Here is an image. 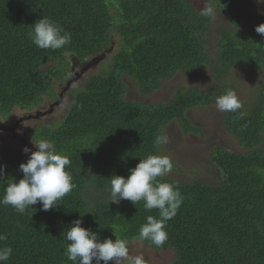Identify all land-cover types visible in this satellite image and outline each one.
<instances>
[{"label": "trees", "instance_id": "trees-1", "mask_svg": "<svg viewBox=\"0 0 264 264\" xmlns=\"http://www.w3.org/2000/svg\"><path fill=\"white\" fill-rule=\"evenodd\" d=\"M211 2L233 27L219 31L214 59L207 47L214 15H205L189 0H0V111L5 117L14 108L41 107L46 96L53 108L55 99L64 97L55 91L57 83L72 74L63 66L67 56L82 63L93 60L112 50L113 37L120 39L110 72L89 77L78 92L69 86L73 101L59 126L30 132L35 141L49 139L70 157L66 170L75 187L49 211L38 203L20 214L0 204V236L6 237L0 247L13 249L4 264H73L65 255L70 243L66 232L77 219L102 241L131 243L139 240L147 216L159 218V211L146 210L144 201L110 203V178H127L140 159L163 155L155 139L170 123L197 133L187 112L212 104L227 90L236 93V85L225 82L235 69L264 75V36L255 31L264 24V14L251 11L252 0ZM42 17L70 32L71 42L57 50L34 45L29 33ZM49 63L56 68H47ZM205 66H210L214 81L205 92L192 87L164 104L124 100L123 76L148 96L177 74L193 77ZM225 115L226 132L246 153L215 147L211 161L223 172L221 187L157 177L177 185L183 196L177 215L167 222L168 241L159 248L151 244L172 254L169 264H264V151L259 149L264 139V77L252 105ZM28 159L21 151L4 154L0 199L10 182L23 178L20 165Z\"/></svg>", "mask_w": 264, "mask_h": 264}, {"label": "rangeland", "instance_id": "rangeland-1", "mask_svg": "<svg viewBox=\"0 0 264 264\" xmlns=\"http://www.w3.org/2000/svg\"><path fill=\"white\" fill-rule=\"evenodd\" d=\"M189 1L199 10L206 11L208 8L214 10V23L211 27V34L207 37L208 51L210 57L214 59L218 51L219 31L224 27L232 31L233 27L228 26L226 17L215 8L211 0ZM251 11L255 14H264V0H252ZM113 41L114 45L110 52L103 53L93 60L82 63L67 56L70 59L64 62L63 66L70 67L69 70H72V74L65 77L64 81L60 80L57 83L55 91L58 94L62 93L64 97L63 100L55 99L53 108L50 107L51 102H48L49 99L46 96L41 107H36L33 111L14 108L7 117L0 111V169L3 168V158L7 151H21L23 156L28 159L31 153L25 154L23 149L27 147L32 152L37 150L33 143V141H37L33 139L30 132L39 126H56L65 117L73 101V96L70 92L67 93L69 86H73L74 91L78 92L89 77L106 70L109 72L112 70V57L119 48L120 39L113 37ZM46 66L47 68H56L51 63ZM263 77L264 75L260 72L240 68L235 69L225 82L236 85L238 88L236 95L242 106H250L258 97ZM122 81L126 86L125 101L152 105L169 103L180 91H187L192 87L205 92L213 79L210 66H205L193 77L177 74L148 96L138 92L136 83L131 78L123 76ZM225 113L218 111L216 103L213 102L206 106H197L187 112L189 122L196 127L197 133L185 132L177 122H172L164 128L162 137L166 136L168 142L162 144V154L169 156L173 162V170L165 175L166 177L177 183L203 182L211 187L222 186L223 172L211 161V153L215 147L237 154L246 153V150L237 143L235 138L226 132L224 128ZM259 149L264 151V139ZM129 249L131 256L143 254L147 264H169L173 258L172 254L167 251L155 250L147 240H134L129 243Z\"/></svg>", "mask_w": 264, "mask_h": 264}, {"label": "clouds", "instance_id": "clouds-1", "mask_svg": "<svg viewBox=\"0 0 264 264\" xmlns=\"http://www.w3.org/2000/svg\"><path fill=\"white\" fill-rule=\"evenodd\" d=\"M204 14L214 15V10L208 8ZM31 28L29 39L41 50L60 49L72 39L70 32L65 31L58 22L49 17H42ZM255 31L264 36V24L258 25ZM215 103L220 112H236L242 108L233 90H227L225 94L217 96ZM167 142L166 136H157L155 139L156 145ZM33 143L37 149L35 152L27 147L23 149L25 154L31 153L28 161L20 165L23 178L18 182H10L3 198L0 199V204L10 205L20 214L38 203L42 205L41 210H52L57 207V201L75 187L71 172L66 170V166H71L70 157L57 151L54 142L49 139H40ZM172 170L173 162L169 156L148 155L145 159H140L135 168L129 169L127 178L120 175L110 178V203L119 204L122 200H129L136 205L144 201L146 210L159 211V218L147 216L146 223L141 226L137 237L139 240L149 241L157 248L168 241L167 222L177 215L183 203V196L177 185L157 180V177L165 176ZM3 175V169H0V178ZM82 224L83 219H77L66 232V239L70 243L65 255L73 264L77 261L79 264H93L94 261L95 264H147L143 254L130 255L128 240L116 238L113 241L107 238L102 241L98 233L82 227ZM4 239L5 236H0V240ZM12 253L10 246L0 247V264L8 261Z\"/></svg>", "mask_w": 264, "mask_h": 264}]
</instances>
